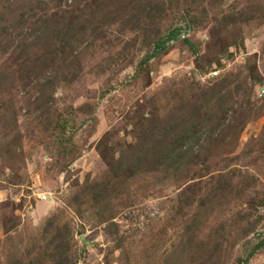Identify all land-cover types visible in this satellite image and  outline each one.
<instances>
[{
  "label": "rangeland",
  "instance_id": "obj_1",
  "mask_svg": "<svg viewBox=\"0 0 264 264\" xmlns=\"http://www.w3.org/2000/svg\"><path fill=\"white\" fill-rule=\"evenodd\" d=\"M153 2L160 37L178 31L165 52L140 65L153 46L114 28L78 65L43 71L66 77L51 89L24 78L26 26L10 28L33 3L0 0V264H50L51 221L66 264H264V0ZM206 95L190 163L114 174L142 125Z\"/></svg>",
  "mask_w": 264,
  "mask_h": 264
},
{
  "label": "trees",
  "instance_id": "obj_2",
  "mask_svg": "<svg viewBox=\"0 0 264 264\" xmlns=\"http://www.w3.org/2000/svg\"><path fill=\"white\" fill-rule=\"evenodd\" d=\"M31 2L33 6L30 8L32 14L28 17L29 19L24 21V15L27 14L24 10L18 22L21 24L19 26L12 24L10 28L15 30L26 26L27 31L19 39L17 47L22 54L21 60L25 61L24 78L37 81V86L45 87L49 84V88L52 89L53 84H57V80L61 81V74L59 73L56 79L50 78L49 82L45 80L40 82L43 71L50 69L60 71L66 67L67 63L70 66L74 63L78 65L80 55L90 47L96 46L97 43H103L111 29L140 34L143 39L146 38L147 44L153 46L152 54L145 57L140 65L147 64L151 56L165 52L167 45L178 36V31H173L167 33L165 37H160L156 25L163 18V10L155 7L153 0H113L112 3L110 0H101L96 5L97 1L94 0V5L86 4L82 11L75 5L69 11L62 10L63 0H37L35 3L31 0ZM7 8H2V12H8ZM54 11L61 17L54 15L56 13ZM132 13L136 15L131 16ZM31 18L32 21H30ZM2 19L0 15V20ZM134 21L143 25L131 24ZM1 23L3 27H0V38L5 28L4 21ZM8 35V37L11 36ZM63 78L62 83L67 81L66 77ZM3 81L4 79L0 77V84ZM242 84L245 85L246 82L240 85ZM220 90L211 89L207 93H213L216 99H219L217 96ZM206 98L207 95L200 108H191L184 116L181 111L178 112L177 109L172 108L167 112L164 120H154L142 125L139 136L132 143L124 146L120 158L115 160L114 174L121 168L124 171V169H133L137 165L151 166V170L161 171L164 168L175 170L179 165L190 163L189 160L194 156V149L200 147L202 143L199 140L202 137L199 136L201 135L199 129L205 128L197 123L194 124L193 121H198L199 110L204 108V104L206 106L212 101V97ZM186 116L192 117L189 127L185 120ZM47 225L50 231H53L54 238H50V241L46 243L45 249L50 254L46 261L50 264H66L69 250L67 238L58 232L59 226L55 227L52 221Z\"/></svg>",
  "mask_w": 264,
  "mask_h": 264
}]
</instances>
